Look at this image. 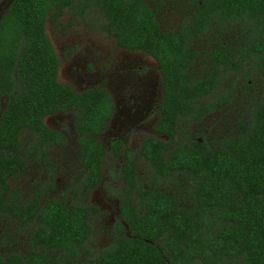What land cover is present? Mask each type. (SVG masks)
<instances>
[{"label":"trees","instance_id":"1","mask_svg":"<svg viewBox=\"0 0 264 264\" xmlns=\"http://www.w3.org/2000/svg\"><path fill=\"white\" fill-rule=\"evenodd\" d=\"M169 2L187 9L173 33L159 21ZM75 3L81 12L104 10L119 47L155 58L165 91L155 127L165 139L147 138L139 160L126 148L122 221L104 248H95L92 219L100 210L89 198L102 180L99 137L114 104L105 91L77 93L59 81L46 33ZM215 28L235 29L239 38L220 39L207 52L209 74H194L193 39ZM226 74L249 92L241 116L219 141L198 139L192 125L234 101V90L221 85ZM68 112L83 172L71 190L76 203L48 198L53 182L23 198L8 180L27 168L26 158L53 168L50 154L68 142L45 119ZM0 217L31 231V248L0 264H264V0H13L0 19Z\"/></svg>","mask_w":264,"mask_h":264},{"label":"rangeland","instance_id":"2","mask_svg":"<svg viewBox=\"0 0 264 264\" xmlns=\"http://www.w3.org/2000/svg\"><path fill=\"white\" fill-rule=\"evenodd\" d=\"M10 1L4 0L0 5V18L6 12ZM172 4H168L160 16L163 30L171 33L179 31L187 21L186 10L182 8L185 6ZM99 16L98 12H94L91 15L89 13L84 16V20H79L76 17L73 28L69 29L66 35L61 34L57 28H52L48 25L47 34L60 57V61L63 62L60 80L71 84L77 90L88 89L93 86V84L88 85L87 83L77 86L71 80L70 75L77 72L78 65H80V72L83 71V68L85 69L83 63H88L95 69L96 73L93 75L99 73L102 76L109 77L112 73L116 72L118 60L126 62L125 56H131L115 48L113 42L110 43L100 39L102 36L98 32V28L91 27L97 24V21H100ZM92 17H95V19L90 23ZM215 29L205 36L194 38L191 45V48L199 54L194 65V72L200 76L209 74L211 67L207 52L216 48L220 39L229 42L239 38L238 32H235V29L233 31L228 29L222 30L223 28ZM108 44L109 48L107 49ZM104 50L110 53L108 59H106L108 54H103ZM68 51H72L73 54L67 57L66 53ZM132 55H134V58H131L142 60V63L137 64V62H134L131 65H135V68L137 67L138 70H142V68L147 69V72H144V74L152 73L160 76L157 72L158 64L153 58L143 53ZM122 73L121 71L117 72V74ZM105 82L102 81L101 83ZM222 82V86L234 90V101L224 110L214 112L200 122L192 125V134L196 135L198 139H204L207 142L212 140L219 141L222 137L231 133L235 122L241 116V110L244 108L245 102H247L246 99L249 92L244 87L242 80H238L234 75L226 74ZM158 103H160V99ZM151 119H153V116ZM151 119L150 117H145V121L130 126L126 124L127 126L124 128V136L122 137L128 140V146L137 157V160H139V151L143 141L148 137L155 136L153 133L154 125H151ZM45 124L51 130L60 131L70 139V144L65 150H57L51 156L52 162L56 164L57 172L53 174L52 171L33 162L24 175L19 177L15 182H13L15 178L11 181L13 189L21 188L24 195L29 197L34 194V187L36 185L39 188L42 184L53 179L57 191L56 193L49 194L48 198L63 197L69 202L76 203L77 198H75L71 190L81 173V150L78 141L74 140L78 139V134L72 127L69 117L65 119L58 115L51 116L45 119ZM115 134L116 132L111 128L102 138L106 150L103 180L100 186L90 194L89 204L100 208V212L92 219V225L95 230V248L107 247L113 241L114 226L117 222L121 221L119 193L122 191L123 185L118 179L119 172H117V167L121 161L125 162L126 155L120 154V157L115 158L111 154L109 142L115 137ZM137 167L140 175L148 177L146 165L139 161ZM29 235L30 232L28 231L20 232L11 219L0 217V257L6 258L10 254H25L30 249ZM45 253L50 256L57 255L55 252L45 251Z\"/></svg>","mask_w":264,"mask_h":264},{"label":"flooded vegetation","instance_id":"3","mask_svg":"<svg viewBox=\"0 0 264 264\" xmlns=\"http://www.w3.org/2000/svg\"><path fill=\"white\" fill-rule=\"evenodd\" d=\"M147 1L151 2V0H147ZM179 2L182 3V1H179ZM170 3H172V2H169V3L166 4L165 9H166L167 5L170 4ZM173 4H176V2L173 3ZM65 10H66L65 14H63L58 19L59 20L58 22H56L55 24H53L52 22H48L47 23V25H46V33H47L48 25H49L52 28H57L60 31L61 34L66 35L67 31L69 29L73 28L74 20H75L76 17H78L79 20H84L85 19L84 16H86L87 14L90 13V15H91L94 12H98L100 14V16H99L100 21H97V24H95L94 26H91V27L98 28V32L101 33V36H102L100 39H102V40H104L106 42H110V43L113 42L115 48H117L120 51L126 52V54H130L131 55V56H125L126 57V59H125L126 62H124V60L123 61L122 60H118L117 61V66H116V72L112 73L109 77L102 76L99 73L93 75L94 73H96L95 69H94V67L92 65H90L88 63H83L85 69L83 68V71L80 72V65H78L77 72H75L73 74L71 73V75H70L71 76V80L75 84H77V86H82L85 83H87L88 85L93 84V86L88 88V89L77 90V89L73 88V86H71V84L65 83V84L70 85L77 93H83V92L90 91V90H101V91H105L106 93H108L110 95L111 100H112V102L114 104L113 115L107 122L108 125H107L106 130L99 137V139L102 141V144H103V148H104V152H105V159H106V150H105L104 142H103L102 138L104 137V135L106 133H108V131L111 128H112L113 131L116 132V134H115V137H113L112 140L109 142V150L111 151V154L115 158L120 157V154L125 156L126 148L129 147L128 146V140H126V139H124L122 137V136H124V128L127 126L126 124H128V126L134 125V124H136L138 122L145 121V117H150V119H151L152 116H153V119H151V125H154L153 126V133H154L155 136H152V138L165 139L164 136L158 134L155 131V127L159 123V120H160V117H161V109H160V107H161V105H162V103L164 101V97H165V91H164V87H163V75L161 73V68H160L157 60L155 58H153V57L148 55L149 57L153 58L157 62V64H158L157 72L160 74V76H157V75L152 74V73L144 74V72H147V69L142 68V70H143L142 71V70H138L137 67L135 68V65L134 66L131 65V63L133 64L134 62H137V64L142 63V60L133 59L134 55H132V54H139V53L146 54V53L141 52V51L131 52V51H127V50H125V49H123V48L118 46L117 39L114 37L113 34H111L109 32L110 28H109V24H108V15H107V13L104 10L98 9L96 7H93V6H90L86 10L84 9V11L81 12L79 6L77 5V3L74 4V8L70 7V8L65 9ZM185 10H186L185 13H187V9H185ZM94 19H95V17H92L90 23ZM159 21H160V17H159ZM49 39H50V37H49ZM50 41H51V39H50ZM51 43H52V41H51ZM53 47H54V45H53ZM108 48H109V44L107 45V49ZM54 49H55V47H54ZM55 53H56V55H57V57H58V59L60 61V57L57 54L56 50H55ZM66 54H67V57H68V56H71L73 54V52L72 51H68ZM103 54H108L106 59H108V57L110 56V53L108 51H105V50L103 51ZM197 55H199L198 52H197ZM131 57H133V58H131ZM197 58L195 59V63L197 61ZM62 67H63V62L60 61L59 71H58V79H59L60 82H62L60 80V75H61L60 72L62 70ZM118 71H121L123 73L122 74H117ZM192 71L194 72V67H192ZM194 74H196V73L194 72ZM82 76H84V77H82ZM102 81H106V82L105 83H101ZM62 83H64V82H62ZM159 99H160V103H158ZM56 115L62 116L65 119H67L69 117V119L71 121V125L75 129V126H74V115L71 112H68V113H57V114L52 115V116H56ZM56 132L62 133L60 131H56ZM62 134L67 139V142H68L67 146H66V148H67L69 146V144H70V139L64 133H62ZM148 138H151V137H148ZM78 139H79V135H78ZM78 139H74V140L78 141ZM145 140L143 141V143L145 142ZM166 140H167V138H166ZM119 143H121V146L118 147V150L114 149L113 145H116V144L118 145ZM65 149H59V150H65ZM54 152H56V151H54ZM54 152L52 154H50V156H49V160L51 162H52L51 156L54 154ZM33 162L38 163L33 158H30V159L26 158L27 168L22 173H18L15 176L11 177V179L8 180L12 190H19L21 192L23 198L32 197L35 193H37L38 191L43 189L46 186V184H48L50 182L54 183V180L51 179V181H48V182L42 184L39 188H37L38 185H36L34 187L35 188L34 189V194L30 195L29 197H26V195H24V193H23L21 188L13 189V185H12L11 181L15 178L14 181H13V182H15L19 177L24 175L28 171L29 166L33 164ZM52 163H53V168L52 169L51 168H46V167L42 166L39 163L38 164L40 166H42L43 168H45V169H47L49 171H52L53 174H54V173L57 172V168H56V164L54 162H52ZM123 164H124V162L121 161L120 165H118V167H117V172L120 173V169H121ZM104 165H105V162H104ZM103 169H104V166H103ZM103 169H102V178H103ZM80 172H81L80 173V177L78 179H80L81 176H82V173H83L82 172V167H81V171ZM102 180H101V183H102ZM120 182H121V180H120ZM100 184H99V186H100ZM54 185H55V183H54ZM74 185H76V182H75ZM55 187H56V185H55ZM95 189H93L92 192ZM56 191H57V189L53 193H56ZM92 192H91V194H92ZM50 194H52V193H50ZM89 200H90V198H89ZM119 208H120V203H119ZM99 210H100V208H99ZM120 215H121V211H120ZM121 221H122V219H121ZM17 229H18V227H17ZM22 232H25V231H22ZM28 232H30V234H31V231H28ZM30 248H31V245H30Z\"/></svg>","mask_w":264,"mask_h":264},{"label":"water","instance_id":"4","mask_svg":"<svg viewBox=\"0 0 264 264\" xmlns=\"http://www.w3.org/2000/svg\"><path fill=\"white\" fill-rule=\"evenodd\" d=\"M12 2H13V0L10 1L9 5H8V7H7V10H8V8L10 7V5H11ZM0 7H1V6H0ZM7 10H6V11H7ZM5 13H6V12H5ZM5 13H4V14H5ZM0 19H1V18H0Z\"/></svg>","mask_w":264,"mask_h":264}]
</instances>
